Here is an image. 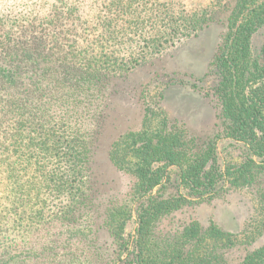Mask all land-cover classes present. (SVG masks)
<instances>
[{"label": "trees", "instance_id": "16d2710c", "mask_svg": "<svg viewBox=\"0 0 264 264\" xmlns=\"http://www.w3.org/2000/svg\"><path fill=\"white\" fill-rule=\"evenodd\" d=\"M56 9L0 10V264H264V243L229 261L236 234L213 220L159 228L185 207L264 176V0H235L225 14L203 93L218 119L212 136H190L164 114L153 129L112 141V163L120 164V142L134 158L124 166L133 184L119 201L100 190L91 165L116 80L126 74L90 59L74 37L81 25L65 26ZM192 22L181 27L200 21ZM219 138L247 149L246 160L222 167ZM35 234L40 244L25 245Z\"/></svg>", "mask_w": 264, "mask_h": 264}, {"label": "rangeland", "instance_id": "374dc122", "mask_svg": "<svg viewBox=\"0 0 264 264\" xmlns=\"http://www.w3.org/2000/svg\"><path fill=\"white\" fill-rule=\"evenodd\" d=\"M234 1L0 0V10L10 8L19 13L34 8L48 13L57 8L66 16L65 26L72 27L75 22L84 29L83 34L77 28L78 36L74 37L92 54L90 59L95 57L108 69L125 72L126 77L116 80L111 110L93 149L91 165L94 181L103 184L100 190L111 189L119 201L128 197L134 181L124 168L134 161L129 142L116 145L120 164L109 159L110 144L119 134L139 131L142 125L153 129L163 121L164 114L186 134L199 139L208 138L219 129L216 110L203 93L211 83L208 71L227 29L225 14ZM108 20H112L111 26L102 28ZM192 20L200 21L194 29L181 27L193 25ZM216 152L222 167L244 161L248 155L247 149L226 138L217 140ZM253 159L260 160L256 156ZM257 177L246 187L232 188L221 196L183 208L159 228L166 231L184 218H195L202 225L213 220L236 234L237 244L226 249L225 255L231 262L238 261L247 251L264 243V201L260 197L264 176L259 173ZM18 207L24 218L30 205L23 201ZM132 214L135 217L134 211ZM41 240L35 234L25 245L38 246Z\"/></svg>", "mask_w": 264, "mask_h": 264}]
</instances>
